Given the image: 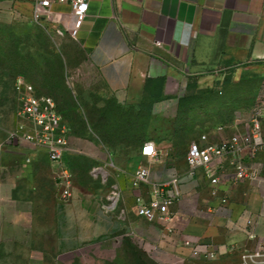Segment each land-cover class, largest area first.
Wrapping results in <instances>:
<instances>
[{
	"label": "crops",
	"instance_id": "crops-1",
	"mask_svg": "<svg viewBox=\"0 0 264 264\" xmlns=\"http://www.w3.org/2000/svg\"><path fill=\"white\" fill-rule=\"evenodd\" d=\"M52 12L44 24L70 35V6L53 5ZM72 40L101 83L99 91L84 89L68 110L59 109L70 128L64 163L72 196L62 200L56 168L45 152L32 151L28 164L8 174L2 157L0 241L24 238L21 223L27 218L35 239L46 233L37 202L18 193L23 177L53 184L51 230L58 252L129 240L156 264H178L191 259L186 240L253 249L249 221L264 239V191L248 183L222 189L230 214L211 215L219 199L211 196L205 173L191 174L185 158L201 134L214 141L230 134L216 128L229 124L233 114L208 115L195 102L183 105L188 95L215 90L223 96L216 98L223 111L230 102L240 104V95L264 93V0H89ZM160 78L162 90L147 85ZM192 79L196 89L188 88ZM147 142L154 143L155 158L141 155ZM187 144L183 155L180 148ZM142 167L148 180L134 185ZM159 188L161 197H175L169 223L137 214Z\"/></svg>",
	"mask_w": 264,
	"mask_h": 264
},
{
	"label": "rangeland",
	"instance_id": "rangeland-1",
	"mask_svg": "<svg viewBox=\"0 0 264 264\" xmlns=\"http://www.w3.org/2000/svg\"><path fill=\"white\" fill-rule=\"evenodd\" d=\"M18 77L31 82L40 95L52 97L61 111L68 110L74 97L79 96L82 90L95 92L101 89L96 72L86 64L81 48L71 35L60 33L55 26L47 23H33L31 0H0V163L4 157L7 174L22 169L28 164L26 155L34 150L39 151L32 144L10 140L11 134L19 132L25 124L18 115L15 95L14 85ZM228 86L230 88L231 85ZM234 88L238 90V86ZM242 88L247 90L244 85ZM218 94L205 102L207 105L200 106V99L193 102L199 104L198 107L205 114L223 113L228 117L238 109L253 105L258 97V94L237 95L236 100L240 104L230 102L231 105H224L227 109L222 111L216 98L223 96ZM187 148L188 144L180 148L183 155ZM32 182L23 177L18 193L25 199L37 202L46 233L43 239H35L29 218L23 220L24 238L0 241V264H156L129 240H103L86 244L73 252H58L51 230L53 184L45 177L37 178L34 184ZM41 249L43 252H40ZM183 264L242 263L237 256H222L214 261L191 258Z\"/></svg>",
	"mask_w": 264,
	"mask_h": 264
},
{
	"label": "built area",
	"instance_id": "built-area-1",
	"mask_svg": "<svg viewBox=\"0 0 264 264\" xmlns=\"http://www.w3.org/2000/svg\"><path fill=\"white\" fill-rule=\"evenodd\" d=\"M68 5L71 8L69 33L76 37L89 12V0H32V21L43 25L50 19L53 5ZM60 33L63 31L60 30ZM18 102V115L25 122L19 132H14L10 140L15 143L32 144L47 154L50 163L56 168L55 178L62 189V200H69L71 191V172L64 163V155L69 147L70 128L64 121L56 101L49 96L40 95L36 87L23 77H18L15 85ZM264 93L258 94L256 102L238 109L229 124L219 126L218 132L230 134L220 140H212L203 133L193 141L186 153V162L191 174L203 171L210 183V194L219 199V205L208 210L211 215H229V198L221 190L248 183L264 191ZM151 149V151H148ZM2 145H0V152ZM141 155L155 158L154 143L144 144ZM149 171L140 168L134 176V185L146 182ZM163 188L155 192V197L142 202L137 214L149 220L159 219L169 223L174 215L171 207L175 197L160 196ZM114 202V201H113ZM114 206V204H113ZM249 238L256 241L253 249L240 248L236 243H204L186 240L184 246L190 256L200 261H214L222 256H237L242 264H264V239L254 230L252 221L248 222ZM185 259L180 258L178 264Z\"/></svg>",
	"mask_w": 264,
	"mask_h": 264
},
{
	"label": "trees",
	"instance_id": "trees-1",
	"mask_svg": "<svg viewBox=\"0 0 264 264\" xmlns=\"http://www.w3.org/2000/svg\"><path fill=\"white\" fill-rule=\"evenodd\" d=\"M151 83H154L160 90H162V88L164 87L165 79L160 78V79L152 80V82L148 80L147 85L149 86ZM188 88L189 89H196L197 88L196 81L193 79L190 80V82L188 83ZM15 95H16V92H15ZM214 96H215V90L208 91L207 95H202V94L188 95L186 97V99L184 100L183 105H187V103H192L194 100H199V99L201 101L208 102V100H211V98H214ZM203 99H205V100H203ZM58 109H59V107H58Z\"/></svg>",
	"mask_w": 264,
	"mask_h": 264
},
{
	"label": "snow or ice",
	"instance_id": "snow-or-ice-1",
	"mask_svg": "<svg viewBox=\"0 0 264 264\" xmlns=\"http://www.w3.org/2000/svg\"><path fill=\"white\" fill-rule=\"evenodd\" d=\"M148 151H151V149H148Z\"/></svg>",
	"mask_w": 264,
	"mask_h": 264
}]
</instances>
